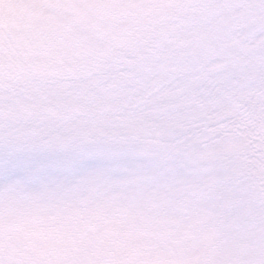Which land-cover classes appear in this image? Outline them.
<instances>
[{
  "label": "snow or ice",
  "instance_id": "6c2138e0",
  "mask_svg": "<svg viewBox=\"0 0 264 264\" xmlns=\"http://www.w3.org/2000/svg\"><path fill=\"white\" fill-rule=\"evenodd\" d=\"M241 84L243 122L210 120V102ZM116 116L181 122L189 145L241 141L226 188L250 264H264V0H0V178L54 171L55 155L23 146ZM111 163L152 162L121 150Z\"/></svg>",
  "mask_w": 264,
  "mask_h": 264
},
{
  "label": "rangeland",
  "instance_id": "374dc122",
  "mask_svg": "<svg viewBox=\"0 0 264 264\" xmlns=\"http://www.w3.org/2000/svg\"><path fill=\"white\" fill-rule=\"evenodd\" d=\"M251 99L242 84L226 87L209 119L243 122ZM184 126L116 116L25 144L59 163L0 178V264H250L240 201L226 188L238 167L224 168L242 143L185 144L175 138ZM121 150L152 163L116 166Z\"/></svg>",
  "mask_w": 264,
  "mask_h": 264
}]
</instances>
